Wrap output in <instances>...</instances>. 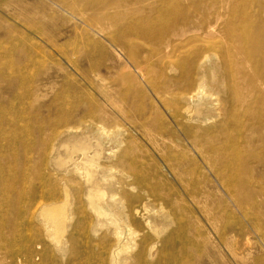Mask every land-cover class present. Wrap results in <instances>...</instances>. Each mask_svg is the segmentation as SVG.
<instances>
[{"label":"bare ground","instance_id":"bare-ground-1","mask_svg":"<svg viewBox=\"0 0 264 264\" xmlns=\"http://www.w3.org/2000/svg\"><path fill=\"white\" fill-rule=\"evenodd\" d=\"M55 1L77 19L90 22L128 60L131 69L122 68L118 83L133 86L142 96L149 91L151 115L126 128L109 121L96 106L84 110L82 133L76 126L80 118L64 121L51 132L40 155L55 168L75 174L83 186L81 195L71 196L62 182L49 197H22L19 157L27 154L20 143L25 127L20 111L7 110L9 95L18 96L22 79L18 74L8 82L0 59V239L22 231L18 218L31 217L40 227L25 233L19 251L32 255L31 237H49L44 264H62L60 257L67 254L66 264H80L84 234L99 230H104L106 243L102 264H150L157 243H169L171 238L197 255L212 238L222 264L224 255L235 264L236 260L250 264L253 250L264 259V24L244 19L222 34L219 21L228 13V0ZM21 8L16 1L4 4L1 12L8 16ZM14 22L17 26L0 18V34L14 40L23 63L33 61L42 47L58 49L55 38L39 31L36 17ZM162 113L174 131L160 126L165 124ZM176 132L199 162L177 151ZM135 136L145 137L162 157L165 178L150 176L136 158L140 149ZM198 163L229 204L219 207L213 201ZM184 201L188 207L183 210L190 207L210 236L189 230L178 212ZM230 204L241 219L232 229L226 221ZM174 225L172 235L161 239L162 232ZM145 231H153L157 239ZM160 264L194 263L175 255Z\"/></svg>","mask_w":264,"mask_h":264},{"label":"rangeland","instance_id":"rangeland-1","mask_svg":"<svg viewBox=\"0 0 264 264\" xmlns=\"http://www.w3.org/2000/svg\"><path fill=\"white\" fill-rule=\"evenodd\" d=\"M16 1H18L19 7H22L20 12L11 13L8 16L1 12V7L4 4L13 5ZM227 7L228 13L219 21V29L222 34L228 28H237L244 19L264 24V0H228ZM33 17L40 20V32L55 38L58 49L42 47L33 61L23 63L15 49L14 40L0 34V59L7 67L8 82L18 74L22 79L18 96L9 95L10 98L7 102L9 114H14L17 110L20 111L21 123L25 127L20 138L21 149L27 153L19 157L20 193L22 197L34 195L49 197L51 192L59 189L64 182L71 190V196L78 197L83 191L79 178L73 173H65L55 168L48 159L40 155L52 135L51 132L59 128L64 121L77 118L81 119L79 124L76 122L78 133L84 132V110H93L96 106L108 115L109 121L112 119V122H119L126 128L128 127L127 123L131 125L142 123L145 121L144 117L151 115L152 97L147 90L142 96L133 86L118 83L117 79L121 75L122 68L126 65L130 66V63L117 48L95 30L90 22L77 19L61 8L55 0H0V18L3 20L17 26L14 21L26 23ZM26 34V36H30L28 33ZM198 44L200 43L196 45ZM138 85L141 88L143 83L139 82ZM103 88L111 101L106 100L102 92ZM162 115L165 117V124L160 126H163L164 130L174 131V126L169 118L163 113ZM153 119L155 120L154 115L151 120L153 121ZM148 126L153 128L154 123L150 122ZM177 133L176 135L180 138L177 151L186 155L189 161L199 162L188 143ZM132 139L140 149L136 153V158L142 160L144 167L149 170L150 176L165 178L167 173L163 166L164 163H162L163 159L157 155L154 146L145 137L135 136ZM199 165L206 180L208 179V189L213 201H218L219 207L229 204L228 197L214 178L201 163ZM166 184L168 185V183ZM75 190H80V193H75ZM154 206H158V204L155 203ZM228 206L230 208L226 213V221L232 229L238 226L241 219L231 204ZM180 207L182 209H179L178 212L183 216L191 232L198 230L200 234L210 236L207 229L200 227L194 212L189 210L190 207L183 210L184 207H188L186 201ZM18 220L22 231L15 235L2 236L0 239V255H7V251L12 252L9 256L0 258V264H44V251L50 238L32 236V243H34L32 255H23L19 251V246L25 242V233L33 228L39 229L40 226L35 218H18ZM71 228L76 230V227H70V230ZM174 229L175 225L165 229L160 238L170 237ZM1 231H3V227L0 225ZM145 233L147 237L157 239L153 231H145ZM87 235L89 236L84 234L81 242L83 248L80 253V264H102L106 248V243L103 241L104 230H99L97 234L89 233ZM193 238L195 237L193 236ZM207 241V246L201 255H197L195 252H186L183 246L181 248L177 246V240L174 238H171L169 243L159 241L155 252L156 256L150 261V264H160L162 260L171 259L175 255L187 256L193 260L194 264H222L220 261L222 258H220L218 248L212 242V238H208ZM84 245L87 246V252L84 251ZM252 255L254 256L253 260L249 262L250 264H264V259L261 256L263 254L259 250H253ZM18 257H21V263H17ZM68 260V254L60 257L62 264H66ZM223 262L224 264H235L225 255Z\"/></svg>","mask_w":264,"mask_h":264}]
</instances>
